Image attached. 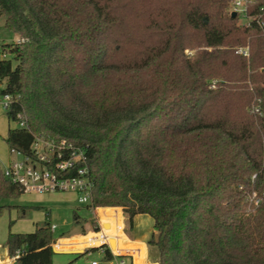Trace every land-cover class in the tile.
I'll return each instance as SVG.
<instances>
[{
  "label": "trees",
  "instance_id": "16d2710c",
  "mask_svg": "<svg viewBox=\"0 0 264 264\" xmlns=\"http://www.w3.org/2000/svg\"><path fill=\"white\" fill-rule=\"evenodd\" d=\"M231 2L0 0L24 39L0 45V96L9 122L26 123L4 141L82 148L88 208L150 216L157 264H264V27L233 18ZM247 14L264 23V0ZM21 194L0 167V213ZM58 238L46 222L5 243L13 264H53Z\"/></svg>",
  "mask_w": 264,
  "mask_h": 264
},
{
  "label": "rangeland",
  "instance_id": "374dc122",
  "mask_svg": "<svg viewBox=\"0 0 264 264\" xmlns=\"http://www.w3.org/2000/svg\"><path fill=\"white\" fill-rule=\"evenodd\" d=\"M241 23L243 21L241 20ZM240 24V21L238 22ZM17 35L9 32L4 27V19L0 18V45L3 43L17 44ZM4 87L5 84L3 83ZM255 99L251 105L253 107ZM9 127L17 128L19 123L9 122L7 110L0 104V167L5 169L9 161L19 160L20 157L11 155L10 149L4 138L7 136ZM2 205L6 207L0 213V242H6L9 232L12 233H31L35 231L36 224L50 222L56 226L53 231L56 238L63 236L72 238L80 235V229L74 224L73 212L77 211L79 216L86 220L94 219L93 209H89L87 205L80 204L78 196L71 192H54L47 194H28L23 193L20 197L14 199H6L2 201ZM113 209L123 210L120 207H109ZM153 219L148 215H138L135 224H131L128 219L125 221V234L131 238H142L148 246L146 261L152 264L156 263L155 248L149 246L148 239H151L154 228ZM106 231L109 228L104 226ZM91 230L89 225H86V231ZM112 235L114 231L110 232ZM88 243L96 242L94 237L86 238ZM83 245H74V248H82ZM102 248V247H101ZM101 248H89L82 251L59 250L56 249L53 255V264H117L121 259L125 260L126 264H134L130 256L112 259L107 258L104 250ZM117 251V250H116ZM140 264L143 260L140 259Z\"/></svg>",
  "mask_w": 264,
  "mask_h": 264
},
{
  "label": "built area",
  "instance_id": "2783aa9c",
  "mask_svg": "<svg viewBox=\"0 0 264 264\" xmlns=\"http://www.w3.org/2000/svg\"><path fill=\"white\" fill-rule=\"evenodd\" d=\"M249 0H232L230 4V13H235L240 17L244 23H248L252 19H255L257 24L262 28L264 23L258 15L251 17L247 14ZM24 39H17V43H23ZM237 53L248 56V48H238ZM6 57L0 52V59ZM216 81L212 82V88H214ZM0 88H3L0 84ZM12 97L10 95L0 96V104L8 110L11 106ZM259 109H255L258 112ZM19 123V127H26V123L22 116ZM11 155L20 157L19 160L10 161L4 169V176L18 185L23 193L28 194H47L54 192H71L78 196L80 204L89 205L92 200L93 182L90 177L88 163L85 155V151L74 146L72 143L66 140H55L49 137H43L36 135L31 145L30 153L25 154L21 151L12 149ZM96 209V208H93ZM114 234L106 233L104 226L99 227V231L95 236H102V240L99 243H88V249L90 247L100 244V247L107 246L104 250L109 249L111 252V259L114 257L124 258L128 257L123 252L122 247L115 251L110 246V239L115 238L117 241L121 235V224L112 225ZM52 230H56V226H52ZM110 231V232H111ZM112 237V238H110ZM54 249H61L56 242ZM14 258H11L13 264ZM97 264V262H92ZM117 264H126L125 260L121 259Z\"/></svg>",
  "mask_w": 264,
  "mask_h": 264
},
{
  "label": "crops",
  "instance_id": "0c3cea01",
  "mask_svg": "<svg viewBox=\"0 0 264 264\" xmlns=\"http://www.w3.org/2000/svg\"><path fill=\"white\" fill-rule=\"evenodd\" d=\"M18 39V38H17ZM10 128V127H9ZM9 130V129H8ZM8 133V132H7ZM10 162V161H9ZM94 219L98 226H106V228H109V231L106 233H110L111 229L113 228L112 225L114 224H121V235L118 241L115 238L114 239V245L118 246V249L120 246L123 249V253L126 256H130L131 259H133L134 264H140V259L143 260V264H152L151 262H147L145 259L147 252H148V246L144 243L145 240L142 238H131L127 234H125V221L126 219L129 220L128 215L124 213L123 210L119 209H113V208H96L93 209ZM138 216H136L133 219V225L136 222ZM90 227V226H89ZM97 235V232L93 229L86 231V234L80 233V235L74 236L72 238L69 237H59L56 242L59 244L61 249L59 250H73V251H82L87 250V242L85 241L86 238L94 237L96 239L95 243H99L102 240V236H95ZM149 240H147V243H149ZM74 245H83V247L80 249L74 248ZM101 245L98 244L96 246L90 247L91 249H95L96 247H100ZM115 250V247H114ZM12 263L11 257L9 254V249L6 246V243L0 242V264H9Z\"/></svg>",
  "mask_w": 264,
  "mask_h": 264
},
{
  "label": "water",
  "instance_id": "95a60500",
  "mask_svg": "<svg viewBox=\"0 0 264 264\" xmlns=\"http://www.w3.org/2000/svg\"><path fill=\"white\" fill-rule=\"evenodd\" d=\"M232 17L233 18H235L236 17V14L235 13H233L232 14ZM107 225H105V227H106ZM114 239H110V246L112 247V248H114ZM54 252H56V249H54ZM80 252V251H79Z\"/></svg>",
  "mask_w": 264,
  "mask_h": 264
},
{
  "label": "bare ground",
  "instance_id": "6f19581e",
  "mask_svg": "<svg viewBox=\"0 0 264 264\" xmlns=\"http://www.w3.org/2000/svg\"><path fill=\"white\" fill-rule=\"evenodd\" d=\"M118 250V248H115V251Z\"/></svg>",
  "mask_w": 264,
  "mask_h": 264
}]
</instances>
